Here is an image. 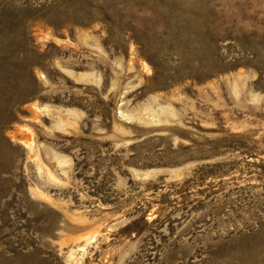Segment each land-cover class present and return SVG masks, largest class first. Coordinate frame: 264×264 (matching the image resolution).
I'll list each match as a JSON object with an SVG mask.
<instances>
[{
  "label": "rangeland",
  "instance_id": "obj_1",
  "mask_svg": "<svg viewBox=\"0 0 264 264\" xmlns=\"http://www.w3.org/2000/svg\"><path fill=\"white\" fill-rule=\"evenodd\" d=\"M0 264H264V0H0Z\"/></svg>",
  "mask_w": 264,
  "mask_h": 264
}]
</instances>
